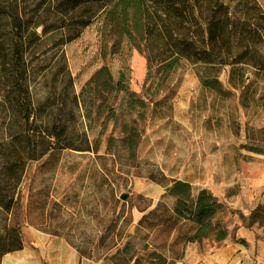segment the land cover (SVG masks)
I'll return each instance as SVG.
<instances>
[{"label":"rangeland","instance_id":"obj_1","mask_svg":"<svg viewBox=\"0 0 264 264\" xmlns=\"http://www.w3.org/2000/svg\"><path fill=\"white\" fill-rule=\"evenodd\" d=\"M258 2L264 12V0ZM100 27L98 19L65 45L61 36H44L32 51L29 83L40 122L50 125L55 116L69 121L72 145L89 151H53L29 166L19 193L25 247L2 264H68L70 246L96 263L141 258L149 264L152 249L138 229L140 210L161 200L173 207L160 183L173 180L189 182L195 195L211 192L224 205L214 220L225 227L254 226L251 264H264V211L251 218L264 205V81L250 71V80L235 89L226 68L220 94L203 88L186 65L157 89L145 84L144 54L125 49L104 56ZM103 67L115 80L127 68L130 90L147 101L133 158L110 115L112 108L121 112L122 95L86 106L82 101L83 89Z\"/></svg>","mask_w":264,"mask_h":264},{"label":"trees","instance_id":"obj_2","mask_svg":"<svg viewBox=\"0 0 264 264\" xmlns=\"http://www.w3.org/2000/svg\"><path fill=\"white\" fill-rule=\"evenodd\" d=\"M98 19L104 56L121 55L125 49L144 54L145 84L157 89L186 65L203 88L220 94H225L219 77L226 68L235 89L245 86L250 71L264 81V12L258 0H0V264L25 247L19 193L29 166L53 151H89L72 145L69 121L55 116L50 125L40 122L42 112L29 83L32 51L44 36H61V45L76 40ZM129 80L127 68L115 80L103 67L81 97L86 106L97 98L116 101L122 95L121 112L112 108L110 115L121 125L133 158L141 142L138 123L146 118L148 105L130 90ZM262 102L264 107V96ZM160 183L174 203L170 207L161 200L153 209L149 204L140 210L144 215L138 229L152 249L149 264H172L165 254L169 247L176 255L181 245L221 242L228 236L223 223L214 220L224 205L211 192L195 195L183 180ZM47 207L45 202L42 211ZM261 211L264 205L251 218L263 215ZM134 264L147 263L137 258Z\"/></svg>","mask_w":264,"mask_h":264},{"label":"crops","instance_id":"obj_3","mask_svg":"<svg viewBox=\"0 0 264 264\" xmlns=\"http://www.w3.org/2000/svg\"><path fill=\"white\" fill-rule=\"evenodd\" d=\"M143 215L142 213L141 218ZM254 229V226L249 227L245 224H239L237 226L227 225L226 230L228 236L221 242L206 239L201 243H189L185 248L181 245L179 247L180 250H178L179 253L176 254L181 255L180 259H176V255L171 253L170 247L167 248L165 254L168 257V261L172 262V264H251L252 260L250 259L248 247L255 246ZM242 241L245 243H242ZM70 249H72V252H69L71 261L68 264H79L80 261H85V264H102L101 262L96 263L85 258L81 259L79 253L74 248L70 246ZM183 251L184 255L182 256ZM12 254L14 253L8 254L7 256ZM259 264L262 263L259 262Z\"/></svg>","mask_w":264,"mask_h":264},{"label":"water","instance_id":"obj_4","mask_svg":"<svg viewBox=\"0 0 264 264\" xmlns=\"http://www.w3.org/2000/svg\"><path fill=\"white\" fill-rule=\"evenodd\" d=\"M121 199L124 200V201L127 200L128 199V195H126V194L125 195H122L121 196Z\"/></svg>","mask_w":264,"mask_h":264}]
</instances>
